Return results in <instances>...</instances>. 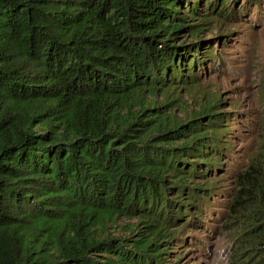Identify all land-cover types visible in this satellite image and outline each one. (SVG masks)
I'll use <instances>...</instances> for the list:
<instances>
[{
  "label": "trees",
  "instance_id": "16d2710c",
  "mask_svg": "<svg viewBox=\"0 0 264 264\" xmlns=\"http://www.w3.org/2000/svg\"><path fill=\"white\" fill-rule=\"evenodd\" d=\"M253 3L0 0V264H169L215 216L233 231L228 264H264V114L243 164L223 120L244 112L175 123L152 100L208 65V41L182 35Z\"/></svg>",
  "mask_w": 264,
  "mask_h": 264
},
{
  "label": "rangeland",
  "instance_id": "374dc122",
  "mask_svg": "<svg viewBox=\"0 0 264 264\" xmlns=\"http://www.w3.org/2000/svg\"><path fill=\"white\" fill-rule=\"evenodd\" d=\"M241 4L237 5V11L241 9ZM255 5L253 3L247 13L243 12L235 20L210 25L196 38L182 35L180 41L183 43L198 39L208 41L203 45L209 48L207 50L212 48L208 53V65L205 71L197 75L199 81L194 87L181 94L175 92L167 100L159 96L152 99L156 103L166 104L162 111L169 114L175 123L190 121L203 112H244L241 115L231 114L223 120V125L230 121L233 129L234 134H228L232 142L233 159L243 164L261 136L262 130L258 125L264 114V6ZM216 45L217 48L223 47L218 59L213 51ZM147 100L149 98H145V103ZM233 159L223 160L224 169L228 172L231 168H237ZM219 172L221 171L213 174L219 175ZM214 218L213 221L207 220V223L218 226L217 230L213 232L208 227L202 230L194 228L191 233L201 237V243L187 232L186 239L191 241L171 250L176 254L181 252L175 257L172 253L165 255L167 263H175L181 258L183 264H228V258L236 250L231 240L233 231L223 227L224 220L217 216ZM134 221L122 220L118 222L117 229L107 227L104 233L119 236L122 234L121 228L132 227ZM186 250L189 251L185 253ZM183 253L185 254L182 255Z\"/></svg>",
  "mask_w": 264,
  "mask_h": 264
}]
</instances>
